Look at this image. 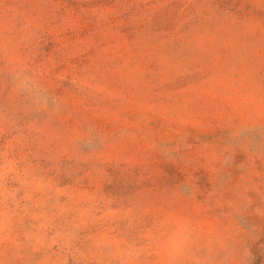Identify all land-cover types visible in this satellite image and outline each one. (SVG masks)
I'll use <instances>...</instances> for the list:
<instances>
[{
    "label": "rangeland",
    "instance_id": "374dc122",
    "mask_svg": "<svg viewBox=\"0 0 264 264\" xmlns=\"http://www.w3.org/2000/svg\"><path fill=\"white\" fill-rule=\"evenodd\" d=\"M0 264H264V0H0Z\"/></svg>",
    "mask_w": 264,
    "mask_h": 264
}]
</instances>
